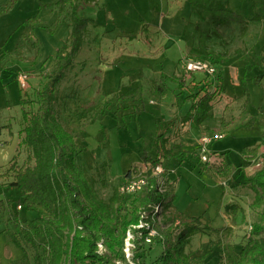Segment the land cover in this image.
I'll return each mask as SVG.
<instances>
[{"label": "rangeland", "instance_id": "1", "mask_svg": "<svg viewBox=\"0 0 264 264\" xmlns=\"http://www.w3.org/2000/svg\"><path fill=\"white\" fill-rule=\"evenodd\" d=\"M241 1L234 0L232 8L240 11L239 13L242 16L252 15V6L248 2ZM39 2L40 0H22L21 5L10 10V13L8 11L10 1L0 0V264H21L23 257L22 251L15 246L11 239L14 230L8 220L9 210L13 214H20L22 218L27 220L38 216L36 212L28 211L22 206V193L18 188L10 185L13 178L10 174H7L12 165L23 166L28 157L26 149L20 147L21 132L27 126V122L22 116L20 101L24 100L26 102V110L31 115L38 111L37 93L49 85L52 78L59 73L64 61L60 60L57 55L68 41L72 29L69 17L70 10L65 11L62 22L58 23L59 9L58 11L44 10L45 8H40ZM80 2L81 4L77 3L80 10L92 7L84 14L80 12V15L94 19L100 24L98 35L106 29V31H111V35H107L108 39L115 40L118 38L128 44L137 40L140 43L134 45L139 48L130 45L131 47L128 50L140 55H142L143 50L141 47H146L157 54L167 51L162 46L163 43L160 42L158 33L152 32L150 26L157 18L155 14L162 12V9H167L168 0H81ZM27 22L30 23L26 24ZM196 25L189 23L185 28L183 39L188 43L189 52L183 60L187 58L202 61L209 60L211 63L221 66L224 57L232 52L234 47L235 57H239V59L235 58V123H242L246 129L236 128L238 130L235 132V137L227 132L224 139L215 141L211 145V149L213 152L229 151L233 153L234 158L239 155L240 159L245 160L244 158L245 156L248 157V154L245 151L241 152L242 148L249 146L250 142H258V139H254L256 137L253 138V141H251L252 138H247L252 134L250 133L251 130H247V127L261 129L264 125V110L259 111L256 107L264 94V84L261 85L264 76H259L262 74L256 69H254L256 70L254 72L249 67L252 66V61L255 62L252 68L261 66L259 60L264 58V22L248 23V31L245 35L241 31L243 25L239 23H234L229 28H223L221 29L223 38L210 40L206 49L199 48ZM117 47L118 45L112 47L111 51L109 65V71H112L109 72L111 76L107 80H103L105 90L110 92L115 89L120 79L125 84L127 80L136 78V73L132 71L129 73L130 65L128 62L133 61L142 65L148 61L143 58H131L126 64L121 63L118 66L119 62L116 58L119 57L120 49ZM171 48L167 53L168 58L171 61H176L180 56L179 47ZM206 51H210V53H206ZM146 58L148 59V57ZM183 60L179 62L178 74L180 76L185 73ZM239 61L248 62L244 65V68H246L244 79L247 83L252 84L250 89L255 108L254 110L250 109L253 115L251 118L249 116L245 117L249 108H245L244 105L246 96L242 95L239 98L243 93L242 82L237 75L240 68L237 64ZM93 67L97 69L96 65ZM73 68L71 65L66 70V80L62 81L63 89L59 94L60 101L58 105L59 119L68 131L77 132L84 140L88 139V143L86 140L83 142V139H80V145L86 149V146L93 147L96 143L94 141H97L95 132L98 130L99 125L88 128V126L95 123L96 115L103 110L107 117H111L110 120L103 122L107 135L106 144L95 154L88 151L80 159V162L87 167L89 174L96 179V189L99 196L103 200L109 201L118 182L111 175L107 163H105V168L104 162L100 163L94 159L109 158L116 172L121 170L126 153L138 154L141 152L144 142L142 137L155 133L158 126L156 117L151 112L157 110L159 102L153 106L149 105V102L157 100L155 93L150 92L156 87V82H143V91L145 90L146 96L144 103L148 104L147 112H143L145 110L143 106L139 107L141 103L139 98L135 100L136 97L127 102L112 103L108 108H104V104L112 101L116 95H109L110 97H106L101 103L98 102L101 96L89 97L86 91L90 88V78L95 75V71L89 70L86 63L76 70ZM84 72L87 76L86 79L82 80L80 88L74 92L71 91L73 89L72 84L77 82L78 74ZM75 73L77 74L75 75ZM22 75L28 76L26 87H23L20 82V76ZM198 76L200 80H208L205 74ZM102 77L104 79L107 76L102 75ZM189 81H191V78H189ZM90 91H94V87ZM189 94L188 91L186 95L189 96ZM93 98L95 100L91 101ZM170 98H168L165 105L169 104ZM144 103L142 101V104ZM223 107L224 105L217 108L222 110ZM76 111L87 112V120L80 123L76 119ZM138 113L141 114L135 118ZM92 117H95L93 122L89 120ZM190 155L194 157L193 154L190 153ZM196 157L199 158V156ZM240 161H235L234 172H230L227 177L222 175L218 177L212 171L211 173L208 171L203 172L202 167L204 165L199 160L197 162L193 160L191 163L189 159L186 160L185 158L180 164L169 161L168 165L172 172L170 178L175 182L176 191L174 208L179 210V213L171 209L165 216L168 217L169 221L175 219V223L170 228L161 231L164 236L163 242L151 246H138L134 253L135 264H164L159 259L166 249L176 242L183 227L180 223H184L191 218L202 219L203 226L208 224L216 229L231 228L232 237L230 240L235 244L238 251L247 244L251 237L258 241H264V233L259 236H252L253 224L261 223L264 225L262 218L264 206L261 208L253 206L255 195L249 186L248 179L254 174ZM137 168H141L142 171L147 169L146 166L142 165L135 166L132 170ZM208 169L213 170L212 168ZM171 189H173L172 184ZM18 205L23 208L19 210ZM228 205L237 208L236 220H233L232 217L235 215L236 210L227 211L226 207ZM163 221H165V218H163ZM177 221H180V223H177ZM169 225L171 223L166 224V226ZM226 234V232L221 234H196L187 246L186 253L194 258L207 254L201 264H224V253L221 244L226 241ZM44 240V238H39L40 242H44ZM211 241L221 242V244L215 245L210 250ZM27 250L31 257V264H34L33 251L29 247ZM106 251L107 249L104 247L101 253ZM121 258L122 251L118 257L114 258V262Z\"/></svg>", "mask_w": 264, "mask_h": 264}, {"label": "trees", "instance_id": "2", "mask_svg": "<svg viewBox=\"0 0 264 264\" xmlns=\"http://www.w3.org/2000/svg\"><path fill=\"white\" fill-rule=\"evenodd\" d=\"M8 11L12 10L19 0H9ZM193 12L199 17L196 25L198 45L206 49L210 40L222 39L221 29L229 28L234 23L242 24V34L248 31L250 22H264V0H248L252 6L253 17L246 19L231 7L232 0H186ZM40 3V8L52 5ZM58 23L62 22L65 11L70 10L71 33L68 41L58 52L63 60L59 73L52 78L49 85L37 93L38 111L31 115L26 110V102L21 100L22 116L27 126L21 132L20 147L28 152L27 161L23 166L12 165L7 174L13 178L11 186L22 193V206L28 211L38 214L33 220L23 221L20 214L9 210L8 220L12 224L11 239L22 251V263L31 264L27 248L33 251L34 264H114V258L120 255L124 238L131 225L138 223L140 208L154 203H163L166 209L172 208L176 200L173 191L160 194L155 188L134 198L130 207L128 201L118 192L119 187L129 178L132 170L126 173L114 189L109 201L103 200L96 189V179L80 159L84 155V147L80 145V135L68 131L59 119L58 105L60 96L58 85L64 80L66 70L74 63L85 41L90 24L96 26L92 19L82 17L80 8L74 0H58ZM27 22L26 24H29ZM205 25V27H204ZM29 26V25H28ZM224 57V56H223ZM189 78H192L189 81ZM178 83L180 90H188V99L193 101L190 119L192 126L199 127L207 119L214 117V101L219 88L209 80L197 82L196 78L187 73L169 77L162 75L155 93L165 96L168 93L165 82ZM243 95L246 96L245 108L251 104L250 92L243 83ZM143 89L136 83L122 85L112 101L104 104L108 108L112 103L127 102L140 97L142 103ZM179 96V95H178ZM177 96V105L180 99ZM76 119L82 123L88 113L76 111ZM101 110L97 115H103ZM94 120V119H93ZM92 120V122H93ZM169 140L165 135L149 137V144L143 149L141 160L145 164L157 166L161 160L179 159L184 161L186 153L168 148ZM152 152L156 153L153 157ZM258 148L245 150L255 157ZM106 168V164L104 163ZM218 176H229L230 166L213 169ZM154 185L155 181L151 180ZM249 186L255 195L253 206H264V168L248 179ZM227 211L235 209L233 220L237 217V208L226 207ZM264 220V214L262 215ZM200 218H191L182 223V229L176 242L163 253L159 259L164 264H201L206 255L194 258L186 253V248L196 234H221L226 232L225 242H210V250L215 245H222L224 264H264V241L249 238L247 244L237 250L231 242V228L216 229L202 225ZM174 225L175 220L166 219L164 224ZM264 233V225L253 224L252 236ZM39 238H44L40 242ZM107 251L101 253L99 245ZM28 246V247H27Z\"/></svg>", "mask_w": 264, "mask_h": 264}, {"label": "crops", "instance_id": "3", "mask_svg": "<svg viewBox=\"0 0 264 264\" xmlns=\"http://www.w3.org/2000/svg\"><path fill=\"white\" fill-rule=\"evenodd\" d=\"M42 3L47 4V5H52V7L49 8H45L44 10H51V11H58L59 7L56 6V3L58 2V0H40ZM81 0H74V2L77 4H81L80 2ZM85 1V0H84ZM233 1H231V7L233 4ZM241 2H248V4H250V2L248 0H242ZM22 3V0H19L17 5L14 7H19ZM251 5V4H250ZM167 9H162V12H157V14H155L157 16L156 20L154 21V23L151 24L150 28L152 30V32L158 33V38L160 39V42L163 43V47H165V49L167 50L166 52H159V54L151 52L149 49H147L146 47L143 48L141 47L142 50V55L135 53L134 51H129L128 48H130V45H134L135 43H140L137 40L130 42V44L125 43L123 40H119L118 38H116L115 40L112 39H108L107 35H111V31L106 29L103 31L102 34L98 35V29L100 24L96 22V26H94L93 24H91V26H89L88 32L85 36V41L82 45V48L80 50V52L77 54L76 58L74 59V63L72 64V67H74L73 69L76 70L77 68H79V66L81 67V65L85 64L89 66V70H94L95 71V75L92 76L91 81H90V88L86 91L87 95L90 96H101V98L99 99V103L103 102V100L107 97H110L109 95H117L119 88L122 85H129L131 83H136L138 84L140 87H142L143 89V82L144 83H151V81H154L157 83V85L159 84V80L161 78L162 75H166L169 77H173V76H177L179 77L180 75L179 73V62L181 60H183V58L185 57V55L188 54L189 52V46L188 43L183 39V34L185 32V28L189 23H194L197 24L199 22V17L193 12V9L190 7V4L186 1V0H168L167 4H166ZM92 7H87L85 10H80L81 13H85V11L91 9ZM236 12H240L237 11L235 9H233ZM11 13V11H10ZM240 14V13H239ZM85 18H88L87 16H83ZM247 19H251L253 17V14L250 16H244ZM91 19V18H89ZM91 35V37H90ZM89 36V38H88ZM92 38V39H91ZM107 38V39H105ZM198 38V37H197ZM198 40V39H197ZM66 42V41H65ZM198 43V41H197ZM116 45H118L119 47V57L116 58L118 63V66L121 65V63H127V61H130L131 58L134 59H139V58H143L144 60H148L147 62H145L142 65L137 64L136 62H128L130 67H129V73L132 71L134 73H136V78L134 79H129L127 80V82L125 84H123V82L120 79V82H118V84H116L115 89L110 91H106L104 88V82L103 80H107L108 77L111 76V74L109 72L110 70V60H111V51H112V47H116ZM136 45V44H135ZM133 46L134 48H139L137 46ZM143 45V44H142ZM140 45V46H142ZM178 46L179 47V58H177L176 61H171L168 58L167 53H169V51L172 49L171 47H175ZM117 47V48H118ZM203 51V50H202ZM205 52V51H204ZM206 53H210V51H206ZM218 56V55H217ZM148 57V59L146 58ZM235 58L239 59V57H235V47L233 48L232 52H229L228 55L226 57H224V61L222 62L221 66H218V74L216 77L214 78H210L211 81L214 83L215 87L220 86L219 88V92L216 96V99L214 101V117L207 119L206 121H204L199 127H194L192 126L191 120L190 119H186L187 117H189V115L192 113V106H193V101L188 99L186 93L188 92V90H180L178 83L171 81V80H167L165 82V85L167 87L168 93L165 96H161L159 94L155 93V88L154 90H150L151 93H155L154 95L157 96V100H155L154 102L151 101L149 102V105L153 106L157 105V110L151 112V114L153 116L156 117V124L158 125L156 128L155 133H151L148 134L146 137H142V139L144 140L143 142V146L141 149L140 153H126L123 161H122V166H121V170L120 171H114V166L112 165V161L109 158H102L100 160H98L97 158H95L94 160L100 163H107L109 165V169L111 172V175L114 177V179L116 180V182H118L126 173H128L130 170H132L135 166H145L146 164L141 160V156H142V152L143 149L149 144V137H157L160 135H165V137L169 140V144H168V148L174 151H178V150H182L183 152L186 153V160L189 159L191 161V163L194 161H198L199 158H197L196 156H198L197 154V144L199 143L200 139L203 136H211L213 134L216 133H227L230 135H233L235 137V132L238 130L236 128H245L244 125L235 123ZM185 60H189L188 58ZM259 60V59H258ZM184 61V60H183ZM182 61V63H183ZM138 62V61H137ZM245 62V63H244ZM260 65L261 66H255L254 68H252L255 64L254 61H252L251 65L249 66L251 67V69H256L260 74L259 76H264V58H261L259 60ZM237 64H239V73L237 74L238 77L240 78L241 82H242V86L243 83H246V86L250 92L251 95V104L248 106V110H247V114L245 117L249 116L251 118L252 113L250 111L254 110V103H253V97H252V92L250 89V85H252L250 82L247 83V81L244 79L245 73H246V68H244L245 64H248V62L246 61H239L237 62ZM94 65H96L97 69H94ZM256 70H254V72H256ZM99 71V72H98ZM128 73V74H129ZM186 73V71H185ZM77 73H75L76 75ZM189 76L192 75L193 77L196 78L197 82H201L203 81V79H198L199 76L198 75H202V74H189L187 73ZM89 75V74H88ZM102 75H106L107 77H102ZM87 74L84 73H80L78 74V77L76 78V83L72 84L73 89H71V91H76L78 88H80L81 84H82V80L86 79ZM66 77V76H65ZM66 80V78H64ZM216 79V80H215ZM64 80V81H65ZM192 80V78H191ZM117 81V80H116ZM158 81V82H157ZM48 84V83H47ZM264 84V79L262 80L261 85ZM61 85V86H60ZM260 85V86H261ZM241 86V88H243ZM258 86V87H260ZM94 87V91H90L91 88ZM96 87V88H95ZM63 89V84L62 82L59 84V86L57 87V92L58 94H61V91ZM240 89V88H239ZM145 91V90H144ZM143 91V95H142V101L144 103V98L145 96V92ZM243 91V89H242ZM179 95V96H178ZM243 95V93L239 96V98ZM177 96L180 99V103L178 102L177 105ZM171 97V98H170ZM137 99L135 100H140V97L137 96ZM168 98H170V102L168 105L166 104V101L168 100ZM90 100V99H87ZM95 99H91V101H94ZM223 109H218L217 107L223 106ZM264 105V94L262 95L258 105L256 106L257 109L259 111L264 110L263 108ZM143 106L145 108V110H143V112H147V106L148 104H142L139 105V107ZM22 109V107H21ZM221 110V111H220ZM141 112V113H143ZM141 113H138L137 116H135V118H137ZM134 117V116H133ZM109 118L111 117H107V115L103 114V115H99L96 117V121L94 124L88 126H94V125H99L98 130L95 132V136L97 139V141H94L95 145L93 147L91 146H86L87 148H84V155H86V153H88V151H91L92 154H95L96 151H98L100 148L103 147L104 144H106V132L104 130V125L103 122L110 120ZM95 119V117H92L89 120H93ZM250 120V119H249ZM101 121V123H99ZM248 121V120H247ZM97 122V124H96ZM173 123V124H172ZM249 125V123H248ZM247 130H251L250 133L251 136L247 137L249 139H251V141H253L254 139H258V142H250L251 144L249 146H245L242 148L241 152L245 151V150H253L258 148V152L257 155L260 154L262 152V150L264 149V125L262 126L261 129H256V128H252V127H247ZM77 133V132H76ZM249 133V134H250ZM85 134V133H83ZM244 135H248V134H244ZM256 137V138H254ZM254 138V139H253ZM80 139H83L82 141L84 142L85 140L87 141V143L89 142L88 139H85L80 136ZM250 141V140H247ZM211 149V146H210ZM212 151V149H211ZM213 152V151H212ZM193 154L194 157L192 155ZM216 154H220L223 159L225 160V165L221 168H224L226 165L230 166L231 168V173L234 172V163L235 161H240V163L244 164L245 166H247L248 170L250 171L251 166H252V160L255 157H252V155L248 154V157L245 156V160H242L239 158V155L233 156V153L229 152V151H222V152H213ZM155 154V155H154ZM83 155V156H84ZM153 157L156 156L155 152H152L151 154ZM250 160H249V159ZM235 159V160H234ZM165 162V167L168 171V177L169 180L173 186L172 191L174 192L175 196H176V191H175V182L171 180V169L169 168V161H174L177 163H181L182 161L179 159H172V160H164ZM200 161V160H199ZM197 164V163H194ZM204 166L202 167V171H208L211 173L215 172L211 169L208 168H212L215 169V167H210L207 166L206 164L202 163ZM206 165V166H205ZM219 177V176H218ZM175 203V202H174ZM174 212L179 213V210L174 208V204L173 207L171 208ZM21 216V215H20ZM31 217V216H29ZM21 219L23 221H26L27 219L22 218ZM29 220H33V218H29ZM202 221V219H201Z\"/></svg>", "mask_w": 264, "mask_h": 264}, {"label": "built area", "instance_id": "4", "mask_svg": "<svg viewBox=\"0 0 264 264\" xmlns=\"http://www.w3.org/2000/svg\"><path fill=\"white\" fill-rule=\"evenodd\" d=\"M184 70L189 74H205L207 77L214 78L218 74L217 64L211 63L209 60H184ZM27 75L20 76V82L23 87H26ZM226 137L223 132L213 134L211 136H203L197 144V154L199 160L215 168H221L225 165V160L220 154L213 153L210 146L215 142L222 140ZM147 169L142 171L141 168L132 170V174L126 181L119 187L118 192L121 196L125 197L128 204L125 207H130L134 198L141 194L148 192L155 188L160 194L172 191L171 182L168 177V171L165 167L164 160L157 166L150 164L145 165ZM264 168V149L260 154L252 159L251 172L253 174L261 171ZM154 180V185L151 183ZM23 207L18 205V209ZM171 208L166 209L163 203L150 204L147 207L140 208L138 212V223L131 225L124 238L122 247V258L114 262V264H135L134 253L139 245L151 246L156 243L164 241V236L161 231L170 228L171 225L166 226L164 222L168 217L167 214ZM165 218V221H163ZM174 218V217H173ZM175 220V219H173ZM180 223V221H177ZM182 224V223H180ZM104 246L99 245L100 252L103 251Z\"/></svg>", "mask_w": 264, "mask_h": 264}]
</instances>
